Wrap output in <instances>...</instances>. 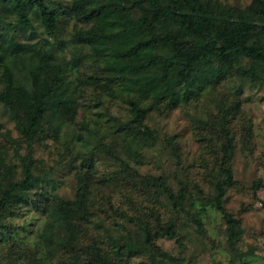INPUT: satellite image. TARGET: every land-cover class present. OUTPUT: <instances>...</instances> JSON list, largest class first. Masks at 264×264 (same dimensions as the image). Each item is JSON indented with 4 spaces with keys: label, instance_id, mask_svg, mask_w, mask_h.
Instances as JSON below:
<instances>
[{
    "label": "rangeland",
    "instance_id": "obj_1",
    "mask_svg": "<svg viewBox=\"0 0 264 264\" xmlns=\"http://www.w3.org/2000/svg\"><path fill=\"white\" fill-rule=\"evenodd\" d=\"M44 1L52 31L35 5L23 2L22 20L17 0H0V199L12 193L0 264L57 262L45 242L54 198L81 200L69 243L82 259L86 246L103 254L86 264H264V66L240 53L177 62L199 35L151 21L142 0ZM200 3L219 29L244 23L246 43L264 44L260 0ZM33 92L44 113L28 140ZM227 168L233 240L215 203Z\"/></svg>",
    "mask_w": 264,
    "mask_h": 264
},
{
    "label": "trees",
    "instance_id": "obj_2",
    "mask_svg": "<svg viewBox=\"0 0 264 264\" xmlns=\"http://www.w3.org/2000/svg\"><path fill=\"white\" fill-rule=\"evenodd\" d=\"M24 1L35 5L41 11L42 22L49 31L55 29L54 13L46 6L44 0H17V4L21 10L22 20H25L22 11V4ZM142 1L147 2L153 9L151 21H157L159 19L171 20L178 24L185 32L199 35V38L194 41L192 49L188 53L183 54L177 62L190 64L193 62H203L211 56L221 58L230 53H240L250 58L251 67L256 68L264 66V44L249 45L246 43L247 28L244 26V23L229 24L219 29L216 24L206 19L200 0H166L165 4H162L160 0ZM260 2L263 6L261 19L264 21V0H260ZM139 19L145 21L144 17ZM211 33L219 34V43L211 36ZM166 68L167 65L165 66V69ZM180 77L186 81L188 79V74L180 73ZM30 102L32 109L27 116L28 127L25 131L28 140L33 139L35 127L38 125L44 113L43 98L40 93L33 92ZM130 104L134 112L133 120L136 123H140L144 119L146 111L135 102H131ZM225 172L227 177L216 184L217 194L215 195V203L225 220L227 235L233 240L236 237V220L221 204L224 183L231 176L228 168L225 169ZM24 175V184L25 186H29L32 180V173L27 165L24 166ZM161 185L167 192L169 198L175 200L169 188L164 184ZM11 195L10 189L4 191L0 199V207L8 203ZM81 204V200L76 198L72 200L54 198L46 208L48 219H54V225L49 235L48 232H45V242L48 246L54 240L61 249V254H57L58 259L55 264H86L87 260H89V262H94L103 256L101 251H97L98 248L90 250L89 248H91V246H86L87 249L84 251V254L85 256L89 255V259L86 260V257L82 259L78 250L69 243V233L75 240L79 238V232L75 230V226L79 225L76 217L84 218L86 215V211ZM166 232L169 235H173L171 229H167ZM62 233H66L67 237L63 236Z\"/></svg>",
    "mask_w": 264,
    "mask_h": 264
}]
</instances>
